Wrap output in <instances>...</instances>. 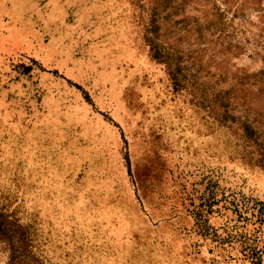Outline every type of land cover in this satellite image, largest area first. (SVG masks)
<instances>
[{
  "label": "rangeland",
  "instance_id": "374dc122",
  "mask_svg": "<svg viewBox=\"0 0 264 264\" xmlns=\"http://www.w3.org/2000/svg\"><path fill=\"white\" fill-rule=\"evenodd\" d=\"M263 192L264 0H0V264H227Z\"/></svg>",
  "mask_w": 264,
  "mask_h": 264
},
{
  "label": "crops",
  "instance_id": "0c3cea01",
  "mask_svg": "<svg viewBox=\"0 0 264 264\" xmlns=\"http://www.w3.org/2000/svg\"><path fill=\"white\" fill-rule=\"evenodd\" d=\"M264 195V192L262 193ZM263 206H264V201ZM264 235V218L261 220ZM247 239H235L227 249L229 264H264V239L250 245ZM240 242H242L240 244Z\"/></svg>",
  "mask_w": 264,
  "mask_h": 264
},
{
  "label": "trees",
  "instance_id": "16d2710c",
  "mask_svg": "<svg viewBox=\"0 0 264 264\" xmlns=\"http://www.w3.org/2000/svg\"><path fill=\"white\" fill-rule=\"evenodd\" d=\"M10 223L9 219H6L3 214H1L0 212V232H3L4 227ZM227 255V264H229V255H228V251L226 252Z\"/></svg>",
  "mask_w": 264,
  "mask_h": 264
}]
</instances>
